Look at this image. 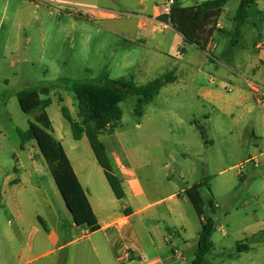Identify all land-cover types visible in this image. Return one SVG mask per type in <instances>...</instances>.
I'll list each match as a JSON object with an SVG mask.
<instances>
[{"label": "rangeland", "instance_id": "1", "mask_svg": "<svg viewBox=\"0 0 264 264\" xmlns=\"http://www.w3.org/2000/svg\"><path fill=\"white\" fill-rule=\"evenodd\" d=\"M206 1L178 0L187 8ZM240 3L228 1L211 24L206 23V32L213 29L209 41L214 48L204 51L195 44L184 45L181 34L159 22L156 30L147 27L149 33L140 37L139 22L152 17L159 0H0L2 161L15 163L12 151L23 158L38 147L35 141L25 142L22 155L19 132H26L36 120L22 112L18 92L65 79L143 86L173 74L176 82L151 103L139 106L140 97L127 96L120 104L121 121L107 127L98 142L114 171L124 165L141 178L155 173L164 184L169 164L174 170L170 186H188L179 179L181 172L190 176L188 182L205 183L201 195L206 216L214 222L208 264H264V108L247 85L264 84V0L248 8L247 19L239 26L235 15ZM101 8L110 15L101 17L97 12ZM140 38L146 44L138 42ZM157 41L167 43L170 56L152 48ZM49 99L46 111L55 136L66 137L68 154L75 160L79 153L99 167L87 134L74 140L63 115L65 108L79 120L74 93L60 87ZM42 163L40 182L55 185ZM211 199L218 208L210 209ZM241 244L248 249L239 252Z\"/></svg>", "mask_w": 264, "mask_h": 264}, {"label": "crops", "instance_id": "2", "mask_svg": "<svg viewBox=\"0 0 264 264\" xmlns=\"http://www.w3.org/2000/svg\"><path fill=\"white\" fill-rule=\"evenodd\" d=\"M97 12L101 17L110 15L102 8ZM160 14L161 7L156 6L152 17L139 22L140 37L149 33L147 27L152 32L156 30L155 22L177 31L169 23L158 21ZM182 40L187 44L183 35ZM262 47V43L256 44L258 50ZM152 48L170 56L163 41H157ZM180 50L182 54L184 49ZM261 58L264 62V55ZM250 84L247 81L249 89ZM32 115L36 120L38 114ZM55 133L53 126L52 135L62 144L88 195L99 230L87 234V230L77 227L56 184L47 187L40 182L44 159L38 147L26 154L27 144L21 146L22 155L26 154L23 158L12 151L15 163L10 164L2 161L0 152V264L192 263L201 221L185 195V190L196 184L188 182L190 176L180 173L179 179L188 185L181 189L170 186L173 183L169 177L174 170L169 164H165L164 184L155 173L141 178L134 170L120 165L114 172L121 180L125 196L119 200L99 163L97 167L79 153L73 160L65 148L66 137ZM33 176L36 180H31Z\"/></svg>", "mask_w": 264, "mask_h": 264}, {"label": "trees", "instance_id": "3", "mask_svg": "<svg viewBox=\"0 0 264 264\" xmlns=\"http://www.w3.org/2000/svg\"><path fill=\"white\" fill-rule=\"evenodd\" d=\"M228 1L230 0H209L199 7L190 8L181 7L176 2L170 17L162 16L158 17L157 20L169 23L184 36L185 43L196 44L205 51L206 44L213 34L212 28L207 32L205 31L208 25L206 23L211 24L212 19L222 12ZM257 1L241 0L235 15V21L239 26L245 23L248 8ZM238 36L239 32L237 31L235 37ZM175 80L173 74H167L146 85L138 86L132 82L124 83L122 81L106 80L105 82L94 83L65 79L60 84L46 86L39 90H23L17 93L19 105L25 114L38 113L36 122L30 123L26 132H19L23 142L22 146L26 144L25 142H36L77 227L88 230L90 234L99 230L98 220L88 195L83 189L62 144L52 135L53 126L46 111L50 104V93L60 87L74 93L78 102L79 120H73L65 108H62L63 115L71 125L75 140L79 141L85 133L87 134L96 159L102 167L110 187L115 196L121 200L125 196L121 180L115 174L104 146L99 144L98 136L103 134L107 127L112 126L114 128L121 121L123 112L120 104L127 96L140 97L139 106L142 103H151L165 86ZM41 95H45L46 99L42 100ZM204 184V182L196 183L185 190L187 199L201 221L198 248L191 264H208L207 256L213 249L211 237L214 231V222L211 217L206 216L205 203L201 195V188ZM209 206L211 210L218 208L213 199L209 201ZM247 249V245H238L239 252Z\"/></svg>", "mask_w": 264, "mask_h": 264}, {"label": "built area", "instance_id": "4", "mask_svg": "<svg viewBox=\"0 0 264 264\" xmlns=\"http://www.w3.org/2000/svg\"><path fill=\"white\" fill-rule=\"evenodd\" d=\"M159 1L161 2V5H160L161 14L163 16L170 17L172 8L175 6L177 0H159ZM217 27L219 29L222 28L220 23H217ZM213 48H214V44L212 43V41H209L205 47V50H210ZM250 89L253 95L256 97V100L264 107V85L251 83ZM221 232L226 233V231L223 228L221 229ZM87 234H90L88 230H87Z\"/></svg>", "mask_w": 264, "mask_h": 264}]
</instances>
